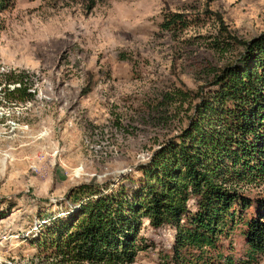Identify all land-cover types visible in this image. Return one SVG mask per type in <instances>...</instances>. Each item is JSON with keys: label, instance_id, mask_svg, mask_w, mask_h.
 Here are the masks:
<instances>
[{"label": "rangeland", "instance_id": "1", "mask_svg": "<svg viewBox=\"0 0 264 264\" xmlns=\"http://www.w3.org/2000/svg\"><path fill=\"white\" fill-rule=\"evenodd\" d=\"M182 14V24L165 18ZM223 23V25H222ZM264 31V0H15L0 12V73L25 72L33 98L12 105L0 90V264H48L30 240L44 215L71 208L70 188L139 184V166L182 130L196 94ZM264 197V181L238 186ZM135 264H158L174 228L142 219ZM223 253L248 256L239 229Z\"/></svg>", "mask_w": 264, "mask_h": 264}, {"label": "trees", "instance_id": "2", "mask_svg": "<svg viewBox=\"0 0 264 264\" xmlns=\"http://www.w3.org/2000/svg\"><path fill=\"white\" fill-rule=\"evenodd\" d=\"M15 0H0V12ZM182 24V14L165 18ZM223 25V23H222ZM242 49L196 94L180 132L139 166V184L110 189L96 182L66 193L68 210L44 215L30 242L48 264H135L146 244L142 219L152 228H174L171 248L158 264H242L223 253L220 238L239 229L248 256L264 252V197L251 198L239 185L264 181V31L249 40L230 36ZM25 72L0 73L3 99L12 105L33 98Z\"/></svg>", "mask_w": 264, "mask_h": 264}]
</instances>
